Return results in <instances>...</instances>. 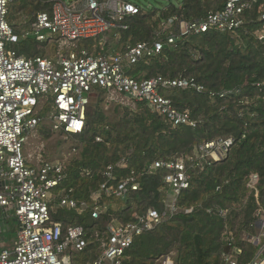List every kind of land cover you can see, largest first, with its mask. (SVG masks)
<instances>
[{
	"label": "trees",
	"instance_id": "1",
	"mask_svg": "<svg viewBox=\"0 0 264 264\" xmlns=\"http://www.w3.org/2000/svg\"><path fill=\"white\" fill-rule=\"evenodd\" d=\"M54 1L14 0L10 6L18 14L35 20L38 13L50 11ZM124 1L136 5L140 13L127 18V30L112 34L113 51L159 38L166 40L167 35H161L164 21L172 17L184 22L201 21L210 12L223 10L227 3V0H169L165 6L147 11L141 0ZM263 16L264 0H257L245 11L244 25L237 30L212 31L178 40L156 57L129 69V75L138 81L162 76L194 79L202 85L204 93L194 89L165 92L178 110L191 114L197 121L196 128H173L142 102L136 104L135 111L121 107L122 116L107 119L100 108L104 101L101 94H105L100 92L93 98L84 133L70 135L77 142L75 149L79 154L65 168L66 179L58 192L72 189L74 199L91 204L92 195L105 182L106 169L117 167L123 158L128 160V167L117 168L115 175L123 178L136 171L140 189L126 199L104 196L101 204L106 210L99 219H94L90 212L78 215L60 208L53 211V218L65 227L83 226L91 236L96 230L107 234L110 225L130 223L135 215L149 209L164 212L167 199L172 201L164 182L166 172L149 174V167L155 161L193 156L201 145L232 137L234 144L225 160L205 165L204 169L197 167V162L192 164L191 185L177 199L178 212L169 213L167 221L137 237L126 251L123 264H155L172 253L175 264H225L224 257L234 247L242 249V264L252 261L257 247L242 239L244 235L257 234L258 201L247 188L252 174L260 177L259 202L264 203V40L257 35L264 28ZM99 45V40H85L78 46L96 54ZM38 46L33 38H21L15 49L27 59L45 57ZM222 93L230 94L221 98ZM40 133L43 139H49L54 132L46 127ZM99 137L101 142L97 141ZM51 205L58 207V199ZM228 239H233V246H229ZM96 246L93 242L90 249ZM97 256L92 254L90 260Z\"/></svg>",
	"mask_w": 264,
	"mask_h": 264
},
{
	"label": "built area",
	"instance_id": "2",
	"mask_svg": "<svg viewBox=\"0 0 264 264\" xmlns=\"http://www.w3.org/2000/svg\"><path fill=\"white\" fill-rule=\"evenodd\" d=\"M13 1L0 0V181L5 183L0 192V207L13 211L18 237L11 249L0 252V264H123L126 251L137 237L154 230L170 214L178 212L177 199L191 185L192 164L197 162V167L204 169L205 165L225 160L234 139L225 137L208 142L193 156L155 161L147 173L166 172L167 194L173 199L170 203L166 201L167 210L149 209L135 215L130 223L110 225L107 234L96 230L90 236L83 226L65 227L53 218V211L67 209L78 215L90 212L94 219H99L106 210L101 204L104 196L126 199L139 191V173L131 171L126 177L118 178L116 169L128 167V160L123 158L117 167L106 169L105 182L92 195V203L79 202L71 196L72 189L58 192L66 179L64 165L40 161L39 165L32 166L27 162L24 146L29 135L38 131L45 119L54 133L83 134L88 107L100 92L112 103H145L173 128H196L197 121L191 114L178 110L165 92L194 89L204 93L202 85L194 79L162 76L138 81L129 75V69L156 57L178 40L212 31L237 30L244 25L245 11L257 0H227L223 10L210 12L201 21L184 22L172 17L161 24V35H167L166 40L141 42L113 52L106 51L102 41L108 34L129 28L127 18L140 13L136 5L124 0H55L50 11L35 16L32 31L20 37L8 22ZM257 35L264 40V28ZM21 38H33L39 44L55 43L57 54L54 58L27 59L15 49ZM85 40L101 41L100 51L94 54L86 48L80 49L78 43ZM228 94L222 93L220 97ZM97 141L102 139L99 137ZM259 183L258 174L248 177L247 188L258 201L257 234L244 235L242 240L255 245L257 251L254 259L246 264H264V203L259 202ZM57 199L58 207H53L51 203ZM228 241L233 246V239ZM93 242L97 246L90 249ZM92 254L98 255L97 258L90 260ZM241 254L242 249L234 247L224 257L225 264H242ZM160 259V264H175L174 253Z\"/></svg>",
	"mask_w": 264,
	"mask_h": 264
},
{
	"label": "rangeland",
	"instance_id": "3",
	"mask_svg": "<svg viewBox=\"0 0 264 264\" xmlns=\"http://www.w3.org/2000/svg\"><path fill=\"white\" fill-rule=\"evenodd\" d=\"M64 1L69 2V0H64ZM129 1H134V0H129ZM141 3L143 4L144 8L147 11H150L152 9L155 8L159 9L165 6L166 4L169 3V0H141ZM11 6H10V13L8 15L9 24L21 35H25L29 31L31 32L32 24L34 23L33 22L34 18L26 14H18L17 12L14 11V9ZM102 42L106 47L105 48L106 51L113 52L114 46L112 44L113 42L112 34H108ZM54 45L57 46V44L51 43V44H39L38 47L41 51L45 52V57L54 58V56L57 54L56 50L58 49L57 47L54 49L53 48ZM101 99H104V101L101 103L100 108L103 109L105 113L104 116L107 119L116 120L118 116H122L123 111H119L122 110V108L127 107L133 111L137 109V106L133 104L123 105L114 102L113 103L109 102L105 98V95L103 94H101ZM41 110L42 109H40V111ZM44 117L46 116L44 115ZM46 127L50 128V124L45 119L41 123V126L38 129V131L29 135L28 142L24 146V153L27 162L32 166H36L40 164V161H49L54 163H61L62 165H64L65 168L68 167L72 159H74V157H76L79 154V151L75 149V147L77 146V142L74 139H72V137L65 135L63 133H53L49 139H43L44 137H42L43 135H41L42 133H40V130ZM12 215H13V211H12ZM4 236L10 242H16L17 240L18 224L13 216L11 218V230L4 233ZM160 260L161 259L159 258L155 262V264H160Z\"/></svg>",
	"mask_w": 264,
	"mask_h": 264
},
{
	"label": "crops",
	"instance_id": "4",
	"mask_svg": "<svg viewBox=\"0 0 264 264\" xmlns=\"http://www.w3.org/2000/svg\"><path fill=\"white\" fill-rule=\"evenodd\" d=\"M4 186L5 183L3 181H0V192L3 190ZM167 201L170 203V200L167 199ZM1 215L2 218L0 219V252L5 249H11L15 243L8 241L4 236V233L11 230V218L13 216L12 211L0 207V216Z\"/></svg>",
	"mask_w": 264,
	"mask_h": 264
},
{
	"label": "water",
	"instance_id": "5",
	"mask_svg": "<svg viewBox=\"0 0 264 264\" xmlns=\"http://www.w3.org/2000/svg\"><path fill=\"white\" fill-rule=\"evenodd\" d=\"M69 1H71V0H69ZM2 218V215L0 216V219ZM1 226V225H0Z\"/></svg>",
	"mask_w": 264,
	"mask_h": 264
}]
</instances>
